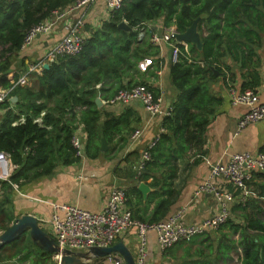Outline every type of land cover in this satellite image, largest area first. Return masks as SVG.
<instances>
[{
    "label": "trees",
    "instance_id": "1",
    "mask_svg": "<svg viewBox=\"0 0 264 264\" xmlns=\"http://www.w3.org/2000/svg\"><path fill=\"white\" fill-rule=\"evenodd\" d=\"M74 1L0 0V86L3 89L11 87L7 74L14 68L26 31ZM158 19H162L163 27H173L177 33L185 32L198 20L201 41L199 50L191 43L187 48L176 44L177 61L169 67L175 99L161 120V131L154 145L148 149L149 159L142 169H138L137 162L131 174L137 183L147 184L150 179L148 185L153 191L147 203L155 200L147 219L135 216L128 209L132 219L146 224L166 219L179 195L173 188L176 162L187 152L201 151L215 105L220 102L212 93L211 82L217 80V75L229 89L236 81L235 66L239 71L246 68L236 76L241 91L255 92L259 85L264 0H125L122 8L98 27L84 24L83 29L89 35L77 54L58 56L39 74H29V86H16L9 92L17 100L11 102L9 98L1 105L0 153L9 155L16 166L9 182H0L5 197L14 190L12 185L21 187L23 179L34 180L52 173L57 161L68 164L80 158L70 142L77 127V112L86 133V154L100 152L102 138L111 143L116 135L133 130V123L137 122L134 111L125 110L117 116L107 114L101 122L95 99L100 95L110 100L119 90L137 85L146 86L154 98L159 97L157 90L140 78L142 74L156 77V71L163 67L160 47L151 42L154 30L148 26ZM122 22L127 29L119 27ZM140 28H143V37L137 40ZM144 59L151 64L141 73L138 64ZM17 78L14 74L13 80ZM21 117L23 122H19ZM39 117L40 123L36 122ZM258 174L254 173L253 178ZM259 176L264 178V174ZM253 190L255 196L244 202L238 200L243 222L228 217L217 230L228 227L236 234L237 239H229L225 251L238 253L237 264H264V220L260 215L261 206L254 202L264 199V184ZM249 205L251 210L245 211ZM10 221L9 217L0 220V231L7 229ZM31 254L44 261L50 257L47 253L37 254L29 238L24 237L13 242L7 253H0V263L13 264L15 259L22 260Z\"/></svg>",
    "mask_w": 264,
    "mask_h": 264
},
{
    "label": "crops",
    "instance_id": "2",
    "mask_svg": "<svg viewBox=\"0 0 264 264\" xmlns=\"http://www.w3.org/2000/svg\"><path fill=\"white\" fill-rule=\"evenodd\" d=\"M80 17L83 19L84 24H89L92 27H98L102 21L110 18L104 0H95L84 9L70 14L67 19L58 20L49 34L38 35L29 48L20 50L14 68L7 74V78H12L14 74L20 75L26 71L29 65L43 60L53 45L66 34L67 21ZM162 23V19H158L150 23L149 26L152 27L155 34L162 35L164 30L167 29L163 27ZM83 33L85 37L89 35V32L84 29ZM187 44L182 45L187 48ZM157 45L160 47V59L163 60L161 71H156V77L142 74L140 78H143L150 87L157 90L158 96L162 100V110L166 112L175 99V92L171 87L169 75L173 44L161 41ZM259 54L261 56V65L258 68L259 85L255 87V92L259 100L264 102V34ZM150 64V60L140 61L138 67L141 73ZM228 64H230L229 60ZM245 71L246 68L239 71L234 66L233 73L238 76L240 72L244 73ZM236 76L233 86L240 90ZM216 77L217 80L211 82V88L212 93L220 102L215 105V113L206 129L201 151L199 153L187 152L176 162V179L173 188L179 192V195L176 202L170 207L168 216L182 209L185 211L183 216L185 224H200L218 211V204L212 194L200 193L195 195L197 186L206 179L208 174L206 161L226 162L230 155L235 153L264 151V121L248 125L237 133V121L245 112V107L230 103L227 87L224 86L217 75ZM98 88L99 86L96 87V89ZM97 98L101 100V105L97 106L100 111L101 122L107 118V114L117 116L125 110L134 111L137 122L133 123V130H125L123 133L116 135L111 143H107L102 138L100 140V152L86 154V133L80 121V113L77 112L76 124L82 128L80 134L81 146L84 151L82 157L68 164L57 161L56 167L49 175L34 180L23 179L21 187L12 189L8 197H5L3 193L0 199L2 201L0 202L1 221L9 217L11 218V224L17 217L32 214L40 223L41 219L50 217L52 213L51 204H72L83 210L98 212L104 206L112 186L124 189L126 193L125 207L130 209L135 216H141L143 219L150 216L155 205V200L149 204L147 203L148 196L153 191L148 185L150 179L146 184L149 189L146 194H143L138 189L140 183L134 182L131 174L134 165L140 159L142 151L159 135L163 115L150 116L139 102H130L125 105L110 104L107 103L109 99L105 97L98 95ZM135 130H139L140 133L135 139L131 140L130 137ZM102 140L106 144L103 151L101 150ZM259 175H255L251 181L252 183H250L257 190L260 184H264V178ZM212 184L221 191L233 193L234 198L229 203V218L242 223L243 218L241 219L240 216L241 208L239 207L240 201L238 202V192L232 190L221 179H214ZM135 187L137 192L134 190ZM254 202L261 206L262 212L260 215L261 219L264 220V200L255 199ZM249 210H251L250 205L245 211ZM40 226L50 234L49 230L44 228L41 223ZM24 237H27V235L21 238ZM229 239L236 240L237 236L232 234L228 227H224L220 231H206L204 234L193 236L187 241L174 244L166 252H161L157 246L155 232H149L146 246L147 264H237L238 253L232 250L227 253L225 251ZM136 240V231L131 228L115 243L120 241L124 243L133 257ZM11 244L0 248L1 255L8 252ZM33 247L36 249L37 254L39 252L49 254V259L44 261V259L38 258L36 254H31L22 260L15 259L13 264H49L51 261L54 262L53 254L45 252L34 245ZM113 255L120 256L117 253ZM3 264H10V261ZM98 264L105 263L102 261Z\"/></svg>",
    "mask_w": 264,
    "mask_h": 264
},
{
    "label": "built area",
    "instance_id": "3",
    "mask_svg": "<svg viewBox=\"0 0 264 264\" xmlns=\"http://www.w3.org/2000/svg\"><path fill=\"white\" fill-rule=\"evenodd\" d=\"M94 1L76 0L63 10L53 11L50 19L42 21L26 31L21 50L29 48L38 35L49 34L58 20L67 19L70 14L84 9ZM104 2L109 16H111L112 13L122 8L125 0H104ZM83 26L84 22L81 17L68 20L66 34L53 45L43 60L29 65L25 72L18 75L16 80L10 77L11 87L8 89L0 88V113L2 112L1 105L11 98L9 92L13 87L30 85L29 74H39L45 63L52 62L58 56L75 55L81 50L85 39ZM176 33L175 29L170 27L164 30L162 35L154 34L151 37L153 44H158L161 41L175 42L174 44L172 43L171 62H176L178 57L176 44L179 42L174 38ZM142 37L143 28H140L137 40L142 39ZM228 94L232 105L245 107V112L237 121V133L248 125L264 121V102L259 100L256 92L252 90L241 91L232 86L228 89ZM107 102L121 105L139 102L150 116H165L168 111L163 112L161 98H154L152 92L144 85L119 90ZM40 121L39 117L36 122L40 123ZM19 122H23V117L19 119ZM81 133L82 128L77 126L72 132L70 140L76 156L80 157H82L83 153L80 140ZM139 133V130H135L130 137L131 140L135 139ZM155 140L156 138L142 151L138 161V169H142L144 162L149 159L148 149L154 145ZM206 163L208 165L207 177L197 186L195 195L200 193L212 194L218 204V211L197 225L185 224L183 220L185 211L182 209L175 211L164 221L154 224L133 220L131 212L125 207L126 197L124 189L118 186L110 188L108 198L98 212L83 210L72 204H51L52 213L50 217L41 219L40 223L49 230L60 251L53 254L55 264H60L63 250L79 253L86 252L91 247H109L131 228L135 229L137 238L133 254L134 264H147L146 246L149 232H155L157 246L161 252H166L174 244L187 241L193 236L204 234L206 231L216 232L229 217V203L232 202L234 195L230 191L217 189L212 184V181L214 179L223 180L232 190L238 192L240 202L255 196L250 182L254 173L264 174V152L235 153L230 155L226 162L206 161ZM15 169L16 166L12 164L9 155L0 153V182H9V178ZM12 186L17 189L16 185ZM1 195L2 191L0 189V198ZM103 262L105 264H125L121 256L113 254L105 256Z\"/></svg>",
    "mask_w": 264,
    "mask_h": 264
},
{
    "label": "water",
    "instance_id": "4",
    "mask_svg": "<svg viewBox=\"0 0 264 264\" xmlns=\"http://www.w3.org/2000/svg\"><path fill=\"white\" fill-rule=\"evenodd\" d=\"M198 20L193 21L190 27H188L183 33H176L174 38L179 43H191L194 44L198 50L201 49V41L197 32ZM120 28H126L124 22L119 24ZM44 69L48 68V64L43 65ZM16 97L10 98L11 102H15ZM97 106L101 105L99 98L95 99ZM106 144L104 140L101 141V150H105ZM138 189L146 194L148 186L145 183H140ZM29 238L30 242L37 248L56 254L59 249L53 237L48 234L39 224L37 218L32 214H24L13 220L10 226L0 233V248L4 245L11 244L23 236ZM117 253L119 254L125 264H134L132 254L124 243L117 242L109 247H91L86 252L72 253L69 250H63L60 258V264H98L103 261L104 257Z\"/></svg>",
    "mask_w": 264,
    "mask_h": 264
}]
</instances>
